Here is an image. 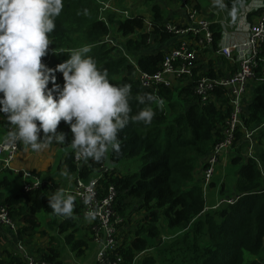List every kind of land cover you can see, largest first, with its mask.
<instances>
[{
  "label": "trees",
  "instance_id": "obj_1",
  "mask_svg": "<svg viewBox=\"0 0 264 264\" xmlns=\"http://www.w3.org/2000/svg\"><path fill=\"white\" fill-rule=\"evenodd\" d=\"M241 2L227 0V5L233 7ZM57 7L59 14L54 17L55 29L49 34L51 50L45 65L55 69L69 58L72 50L83 47L86 41L91 48L87 55L96 61L99 70L107 71L113 85H131L130 115L145 107H151L155 112L151 124L130 121L118 133L119 154L109 148L102 161L89 159L82 169L74 163V153H69L65 160L70 173L78 172L86 179L93 174L91 170L95 171L103 164L119 167L139 157V172L124 175L114 170L101 181V194L110 186L117 191L114 204L116 215L123 221H131L132 228H127L118 238L114 251L120 258V264H264V173L256 158L246 155L249 145L244 137L245 130H256V147L258 136L264 143V44L260 53L262 62L256 79L251 83L253 98L246 103L240 116L243 127L238 128L230 150L231 159L234 157L232 164L238 165L235 167L236 175H233L236 176L235 187L222 189L221 195L225 198L239 196V199L234 204L207 209L203 181L196 182V172L199 164L205 165L208 156L224 140L225 125L232 108L227 105L226 111H223L214 102L201 104L194 93L193 83L188 81L172 88H161L157 96L144 90L136 80L135 67L129 59L125 55L118 56L117 48L107 42L115 30L127 39V54L137 60L141 69L149 73L157 72L165 51L147 49L152 46V41L161 44L172 39L165 32L164 26L168 21L163 8L157 4L152 6L151 31L147 32L146 17L132 14L124 18L106 14L95 0H60ZM262 13L264 9L249 14L248 18ZM212 30L215 35L213 50L217 51L222 27L213 24ZM222 60L220 62L226 64ZM196 71L210 77L222 74L204 65ZM60 75V72H55L59 85ZM48 87H52L51 82ZM148 94L163 103L141 104L138 97ZM57 132L66 134L63 146H71L72 134L65 122H60ZM255 156L264 169V151L260 156L255 152ZM60 184V181L45 180L41 188L31 192L24 193L21 189L18 195L0 196L19 225V236L40 234L49 237L50 246L45 252H39L40 256L33 242L24 240L32 246L31 256L47 264H63L60 260L62 243L57 238H60L59 235L53 236L42 228L38 217L51 216L48 226H58V234L64 235L65 244L78 257H83L89 250L88 241L76 237L73 216H61L64 220L58 224L57 215L48 206L49 192L59 189ZM6 185L0 182V190ZM73 214H82V206L75 199ZM161 221L165 222L167 232L175 237L168 247L161 244ZM154 250L157 253H153ZM113 260L117 257L113 256ZM9 264L27 263L20 256H10Z\"/></svg>",
  "mask_w": 264,
  "mask_h": 264
},
{
  "label": "clouds",
  "instance_id": "obj_2",
  "mask_svg": "<svg viewBox=\"0 0 264 264\" xmlns=\"http://www.w3.org/2000/svg\"><path fill=\"white\" fill-rule=\"evenodd\" d=\"M59 3L0 0V118L12 127L13 140L35 152L53 141L65 143L66 134L57 132L63 121L70 128L76 157L100 162L109 148L119 154L118 133L130 121L151 124L155 112L145 107L130 115L131 85H113L107 71L99 70L87 55L91 52L87 45L72 50L55 69L42 63ZM55 72L62 73V86L56 83ZM138 100L141 104L163 103L151 94ZM48 206L55 215L71 218L74 198L58 190L48 199ZM86 219H95L94 212L86 213Z\"/></svg>",
  "mask_w": 264,
  "mask_h": 264
},
{
  "label": "built area",
  "instance_id": "obj_3",
  "mask_svg": "<svg viewBox=\"0 0 264 264\" xmlns=\"http://www.w3.org/2000/svg\"><path fill=\"white\" fill-rule=\"evenodd\" d=\"M100 6L102 12L112 11V13L123 17H129L131 14L128 10H120L105 0H95ZM105 19L104 16H102ZM188 23L185 25H175L172 22L165 24V32L177 41L172 44V48L165 52L163 63L155 73H149L141 69L137 60L127 54L123 55L129 59V63L135 67V76L139 85L156 96L161 88H172L181 82H192L194 93L199 98L201 104L208 105L215 103L217 107L226 111V106L232 108V113L225 125L224 140L218 144L214 151L206 159L203 170V183L209 185L217 171L220 163V157L228 153L234 146L236 132L239 127H243L240 119L246 103H250L253 98V89L251 83L256 79V72L259 68L261 48L264 44V13L257 17V21L249 26L248 39L245 43H234L228 47L217 50V55L224 57L228 61L225 73L220 76L210 77L196 71L200 68L199 56L203 50L214 48L215 35L212 30L213 23L203 16L199 9H193L187 14ZM145 30L151 31V20H146ZM110 38V37H109ZM107 39V42L111 44ZM217 74L219 70L215 68ZM13 131V130H12ZM12 133V132H11ZM10 135L4 142L0 143V159L9 168L17 153L22 147V143L13 140ZM255 134L256 130H245L244 137L249 145L246 155L249 158H256L260 169L264 173L261 162L255 156ZM74 153V162L78 167L85 165L83 158L76 157ZM6 155V157H3ZM115 167V166H113ZM111 165L103 164L99 170L101 174L91 175L83 179L79 173L75 179L74 192L71 196L82 206V215L94 212L95 219L90 232L94 240L101 243L102 249L97 256V264H120V258L115 255L114 251L118 246L116 224V212L114 208L117 198L115 187L110 186L105 193L101 194L102 179L110 172L114 171ZM116 169V168H115ZM94 171V172H95ZM93 172V173H94ZM105 173V174H104ZM104 174V176H103ZM28 179L22 187L24 193L31 192L43 186L38 176L26 174ZM239 199L223 198L214 209L225 204H234ZM0 226L11 231H18V223L11 217L9 208L0 200ZM19 251L23 253L27 264H47L41 262L26 252L25 245L19 244ZM113 256L117 260H113Z\"/></svg>",
  "mask_w": 264,
  "mask_h": 264
},
{
  "label": "crops",
  "instance_id": "obj_4",
  "mask_svg": "<svg viewBox=\"0 0 264 264\" xmlns=\"http://www.w3.org/2000/svg\"><path fill=\"white\" fill-rule=\"evenodd\" d=\"M105 1L110 2L111 5L117 7L116 1L115 2L108 0ZM177 1H178L177 10L175 12L168 11L169 13L167 14L166 21L172 22L175 25H185L186 23H188V19H187L188 12L193 9H199V12L203 16H205L209 21H211L213 24H219L222 27V37L218 43V49L228 47L234 43L237 44L245 43L248 39L249 26L255 24V22L257 21V17L259 16V14L254 15L250 19L248 18L249 14H252L254 12L257 13L258 11L264 9V0H242L240 5H235L233 7H229L227 5V0H177ZM164 8L168 9V7H164ZM133 15L134 16L142 15L150 20L152 17V14L148 17L143 13L142 14L136 13ZM171 37L172 39L168 42H172V43L170 45H167L168 42L161 43L159 45L160 50L165 48V50L163 51L167 52L169 51V49L173 47L172 44H174L177 41V39H173V36ZM122 38L124 39V37ZM149 43H151V39L149 40ZM213 49L214 48L203 50L201 55L199 56V63L208 68L210 67H213L214 69L216 68L222 74H224L225 69L228 66V61L224 57L222 60L221 56L217 55V51H214ZM50 50L51 48L49 45L48 54H50ZM48 59L49 58H47L46 61H44V63L48 62ZM220 60H222L226 64H223L222 62H220ZM0 116H3V114L0 113ZM12 130L13 129L7 123L6 118L5 119L0 118V143L5 141V139L10 135ZM41 135H43V133H41ZM254 148L256 152V141L254 143ZM75 150L76 149H73L72 146H63L62 143H57L55 141H53V143H51L50 145H48L46 148L42 149L39 152L32 151L28 146L22 144L20 151L15 156L9 168H5L4 162H2V160L0 159V182L7 183L6 186H3L1 188L0 196L10 197L20 194L23 185L25 184V182L28 181V179H26V177L24 176L26 174H33V173H36L35 176H38L42 181L54 180L61 182L59 189L51 190L49 192V197H51L58 190H63L66 195L73 194L75 179L77 177L78 172L70 173L66 168L65 160L67 155L71 152L73 153ZM227 155L228 153H226L224 156ZM3 157H6V155H4ZM229 162H230L229 159L225 158V160H223L220 164H222V166H229ZM83 167H78V168L82 169ZM204 168H205L204 164L200 163L196 172V182L198 183L200 180L203 181L202 176H203ZM199 172H202V174L199 175ZM197 175L200 176L199 179H197ZM203 185H204L203 186L204 190L205 187L210 186V184L207 186L204 183ZM64 218L61 216H57L56 219L58 221V224L62 223ZM73 218L75 220V224L77 227V232H76L77 239L78 240L84 239L88 241L89 250L87 254L84 255L83 257H78L76 253L70 249V246L68 244H65L64 235L58 234L59 233L58 226H55V228H51L50 226H48L49 222H47L46 223L47 225H43L42 223L43 225L42 228L53 236L56 235L60 236V238L57 236L56 237L62 243V246H60L61 248L60 260L63 264H97V256L99 255L102 249V245L101 243L95 241L92 235L90 234L92 221L86 219V217L83 216L82 214L79 216H75L73 214ZM43 219L44 218H40V221L42 222ZM27 239L33 242V246H35L39 256H40L39 252L42 251L45 252L50 246V239L47 236L44 237L41 236L40 234H36L34 236H29V237L21 236V235L19 236L18 231H11L5 227L0 226V264H9L10 256H20L21 258H24L23 253L19 251V244L25 245V248L27 247V249L31 253L32 246H29L24 241ZM90 243L92 244L90 245ZM18 252H20L21 254H18Z\"/></svg>",
  "mask_w": 264,
  "mask_h": 264
},
{
  "label": "rangeland",
  "instance_id": "obj_5",
  "mask_svg": "<svg viewBox=\"0 0 264 264\" xmlns=\"http://www.w3.org/2000/svg\"><path fill=\"white\" fill-rule=\"evenodd\" d=\"M108 1H112V2L116 1L117 2L116 6L120 10H122V11L128 10L131 15L136 14V13H139V14L143 13L144 15H146L148 17L151 15L152 6L156 5V4L160 5L163 8L164 13H165V17H167V14L169 13L168 11L175 12L178 8V1L177 0H108ZM164 7H168V9H166ZM108 13L113 14L112 11H107L106 14H108ZM109 41L111 42L110 46L117 48L118 56H123V53L125 52V48H126L125 45H126L127 39H123L122 36L118 32L113 30L111 32V36L109 38ZM152 43H153V44H151L152 46H150L147 49V51H153L154 48H157V50H160V47H159L160 44L153 42V41H152ZM86 44H87L86 41H84L83 46H85ZM162 50H165V48H163ZM48 53H49V50H48ZM48 57H49V54H47L45 57H43L42 63H44V61H46V59ZM59 80H60V83L62 86L64 83L62 73L59 77ZM263 151H264V143H262L261 139L258 136V145L256 147V154H258L260 156ZM241 154H243V151L241 152ZM225 158L229 159V161H230L229 166H222V164H220L223 160H225ZM233 158L234 157H232V159ZM232 159H231V151L228 153L227 156L223 155L222 157H220L221 162L217 166V171H216V174L213 178V181L209 187H205V193H206L207 205H208L207 209H210V208L216 206L217 203L220 201V199L225 198L224 196L223 197L221 196L222 195V189L231 190L232 188L235 187L234 183L236 180V176L234 177L233 175L234 174L236 175V171H235L236 168L235 167H237L238 165H235L234 163L232 164ZM88 161L89 160H87L86 162H88ZM140 165H141L140 159H139V157H136V158H132V159L128 160L127 162H125L123 165H121L119 167H113V166H111V167L114 168L113 170H116V171L119 170L124 175H132V174L139 172ZM91 171L93 173L94 170H91ZM99 174H101V172L99 170H97L92 175H99ZM104 174H103V176H104ZM201 174H202V172H199V175H201ZM199 177L200 176L197 175V179H199ZM200 181H202V180H200ZM227 195H229V194H227ZM38 218L39 219L44 218L42 220L43 225H47L46 224L47 222L52 221V217L49 215L43 216V217H38ZM115 219L118 222L116 224L117 240H118V238L123 234V232H126L127 228H130V227L132 228V226H131V221H129V222L123 221L117 215H116ZM92 224H93V222H92ZM165 226H166V224L164 223V221H161V227L163 229L162 242H161L162 247L170 246L175 239L174 236H172L171 234H169L167 232V230L165 229ZM92 237H94V236H92ZM91 244L92 243H90V245ZM25 249H26V252L29 255H31V253L27 249V247ZM153 253H157L156 250H154ZM18 254H21V253L18 252ZM249 258H251V257H249Z\"/></svg>",
  "mask_w": 264,
  "mask_h": 264
}]
</instances>
